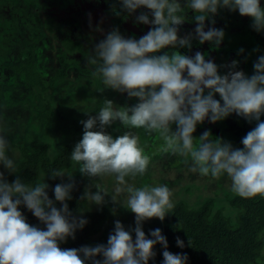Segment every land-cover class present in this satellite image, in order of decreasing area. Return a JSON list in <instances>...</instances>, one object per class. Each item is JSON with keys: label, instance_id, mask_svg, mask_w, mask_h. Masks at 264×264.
<instances>
[{"label": "clouds", "instance_id": "1", "mask_svg": "<svg viewBox=\"0 0 264 264\" xmlns=\"http://www.w3.org/2000/svg\"><path fill=\"white\" fill-rule=\"evenodd\" d=\"M119 5V9L113 8L116 16H132L137 10L146 9L139 11L134 23L150 25L149 31L136 39L126 38L118 27L113 28L94 45L87 65L95 66L94 74L101 77L104 89L127 93L129 99L138 98L139 102L119 107L105 99L98 114L81 121L83 136L70 159L79 166L81 175L93 181L115 178L111 202L133 213L136 226L125 230L117 220L106 245L62 249L60 242L69 237L74 240L76 231L88 223L82 216L73 215L66 202L72 199L75 187L73 173L54 170L50 174L53 179L66 175L70 181L55 185L53 201L46 191L47 183L31 186L19 177L9 183L0 172V264H148L156 256L157 244L164 249L163 264H187L186 253L167 250V238L160 229L150 232L152 238L142 229L143 223L152 218L163 221L175 205L167 185L136 187L129 183V179L146 174L151 160L131 129L157 134L163 142L159 150L184 158L186 164L190 163V172L213 179L226 175L232 191L242 198L264 196V55L258 57L253 64L254 73L249 76L237 70V60L218 66L206 59V53L197 51L189 56L177 50L191 51L193 39L218 49L225 32L214 26L213 17L220 9L250 17L251 27L264 32V7L260 0H119ZM189 11L194 13V34L181 37L180 27L188 20ZM89 17L92 28L91 14ZM206 21L211 25L207 31ZM94 30L103 32L100 26ZM163 49L168 51L157 55ZM221 68L227 71L221 74ZM217 94L219 100L215 98ZM232 114L250 124L256 122L242 138V148L233 147L223 138L213 139L210 130L199 137L193 135L197 125L205 120L215 124ZM117 121L128 131L113 138L105 128ZM97 127L99 130H94ZM9 147L7 137L0 134V164L16 173L17 162L8 155ZM106 196V186L94 182L85 188L80 199L102 206ZM56 202L61 205L59 208ZM21 205L46 230L30 225L18 210ZM131 231L135 232L134 240ZM176 243L180 248L185 246L179 237ZM97 256L103 259H96Z\"/></svg>", "mask_w": 264, "mask_h": 264}, {"label": "rangeland", "instance_id": "2", "mask_svg": "<svg viewBox=\"0 0 264 264\" xmlns=\"http://www.w3.org/2000/svg\"><path fill=\"white\" fill-rule=\"evenodd\" d=\"M100 1L0 0V134L7 137L10 144L8 155L17 162V167L21 160L18 147L21 139L30 140L38 134L44 142L50 144L51 154L59 150L62 143H69L74 148L83 136L73 132V126L79 121V117L100 105L104 106L105 99L113 101L114 105L119 107L132 106L139 102L138 98L129 99L127 93L104 89L101 77L94 74L95 66L87 65V57L94 45L104 39L113 28L118 27L126 38L139 39L141 31H145L146 26L150 25L137 24L132 20L129 25L124 24L126 31L108 14L100 15ZM260 1L264 7V0ZM89 14L92 28L89 27ZM213 19L216 21L214 26L225 32V38L219 48H213L208 42L202 45L196 39H193L192 43L201 48L200 52L207 54L206 59H212L218 66L237 60V70L251 76L254 73L253 64L259 56L264 55V32H256L251 27V18L241 16L238 11L220 9ZM194 22L192 18L186 20L185 26L181 27L190 31H179V35L183 37L191 33L196 27ZM205 23L211 26L209 21ZM97 26L102 27L103 32L95 31ZM241 48L244 49L243 53L239 52ZM193 50L194 48L188 52ZM164 51L168 49L161 50L157 55ZM188 52L186 55L190 56ZM30 55L33 56L38 77L45 86L56 71L63 67L61 56L70 64L67 76L64 79H56L51 90L43 89L40 85H35L34 90H30L25 71L14 70L15 62L22 58L28 59ZM82 69H85L86 73H83ZM226 71V68L220 69L221 74ZM215 98L220 99L218 94ZM47 105H50V113L46 112ZM47 120L51 123L50 128H46ZM255 124V121L250 124L232 114L215 124L205 120L203 124L197 125L193 135L199 137L204 131L210 130L213 139L223 138L231 142L233 147L242 148V138ZM172 130H176L175 124L172 125ZM105 131L116 138L128 129L123 128L117 121L106 127ZM130 131L139 136L140 145L151 160L146 174L137 176L134 180L129 179V183L136 187L167 185L173 193L170 199L174 205L184 200L190 206L197 207L209 198H214L213 211L223 209L225 214L235 219L237 212L228 204V196H232L234 192L231 189V180L226 175L213 179L210 175L205 177L192 173L189 171L190 163L186 164L184 158L159 150L163 142L157 134L149 135L143 129ZM78 169L79 166L73 162L72 169L66 172L73 173L74 177L79 172ZM0 172H3L4 176L13 174L2 164ZM69 182L66 175L60 178V183ZM94 182L106 186L109 196L105 197L106 203L102 206L90 205L88 202V209L97 211L106 207L111 210L112 217L99 225L98 233L91 239L97 242L105 233H113L117 220L123 224L125 230L133 229L136 226L135 215L111 202L110 195L114 191L115 178L108 176L98 181L91 179L86 187ZM92 191L95 192L96 189L92 188ZM120 199L123 200V197ZM155 219L157 218L147 220L143 224L151 223Z\"/></svg>", "mask_w": 264, "mask_h": 264}, {"label": "trees", "instance_id": "3", "mask_svg": "<svg viewBox=\"0 0 264 264\" xmlns=\"http://www.w3.org/2000/svg\"><path fill=\"white\" fill-rule=\"evenodd\" d=\"M107 5L109 10H112L109 14L115 23L122 25L127 18H133L127 13H122L121 16L114 14L113 8L119 9L120 7L119 0H109ZM123 29L127 28L123 27ZM60 62L63 67L56 71L47 86L38 77L32 55L28 59L22 58L15 62L14 70L16 72L25 71L30 90L33 91L35 85L51 90L54 88L56 79H64L67 76V70L70 67L64 56L60 57ZM72 64L75 65V63ZM82 71L86 73L85 69ZM102 107L100 105L79 117V121L73 126V132L76 135H83L81 121L87 120L89 115L98 114ZM46 112H51L50 105L46 106ZM261 120H264V116L261 117ZM45 125L46 128H50V121H45ZM18 147L21 160L17 172L4 176V178L11 183L19 177L22 182L31 186L45 182L49 185L46 190L49 198L55 201L53 189L55 185L60 184V178L53 179L50 174L54 170L70 171L72 169L73 161L70 159V154L74 149L73 146L69 143H62L60 149L51 154L49 152L50 144L44 142L41 136L36 134L30 140L21 139L18 142ZM73 181L75 187L71 192L72 199L66 202L73 215L82 216L88 223L83 229L76 231L74 240L69 237L66 242H60L59 246L62 249H78L82 246L106 245L109 233L102 235L97 242L91 238L98 233L99 225L112 217L111 210L106 207L97 211L89 210L88 201H81L80 197L91 179L78 172L73 177ZM214 204V198H209L197 207L190 206L186 201L181 200L175 204L171 213L166 215L163 221L157 218L151 223L143 224L142 229L148 238H152L150 236L152 230L160 229L162 235L167 238V250L173 254L186 253L187 264H264V196L242 198L235 193L228 196L229 206L237 212L235 219L231 215L225 214L223 209L214 212ZM56 206L59 208L61 205L56 202ZM18 210L22 212L30 225L46 230V226L25 206L21 205ZM130 234L134 240L135 232L131 231ZM177 237L184 241L183 248L177 246ZM154 251L156 256L150 259L148 264H163V246L155 245ZM96 259L102 260L103 257L97 256ZM86 264H91V261Z\"/></svg>", "mask_w": 264, "mask_h": 264}, {"label": "flooded vegetation", "instance_id": "4", "mask_svg": "<svg viewBox=\"0 0 264 264\" xmlns=\"http://www.w3.org/2000/svg\"><path fill=\"white\" fill-rule=\"evenodd\" d=\"M109 1V0H108ZM107 0H101L100 1V5L102 6V8H101V12H100V15H103V14H108L109 16H110V14H109V12L110 11H112L111 9L109 10V8H108V5H107V2H108ZM182 2H183V0H182ZM261 2V1H260ZM141 10H143V11H147L146 9H141ZM141 10H137V12H135V13H133V18H127V20L125 21V26L126 25H129V22H131L132 20H134V17L136 16V15H138L139 14V11H141ZM188 19H191L193 16H194V13L193 12H191V11H189L188 12ZM111 17V16H110ZM124 24H122L121 26L122 27H124ZM143 25V24H142ZM194 25H196V23L194 22ZM185 26V24H183L182 25V27H184ZM129 27V26H128ZM180 28V32L181 33H185L186 31L188 32V31H190V30H186V29H184V28ZM149 29H150V27H147L146 26V29H145V31H141V36H143V35H145L148 31H149ZM206 31H207V25H206V29H205ZM191 33H194V30L191 32ZM140 36V37H141ZM207 42H205L204 44H206ZM204 44H202V45H204ZM195 45L192 43V49L194 48V50L191 52V53H189L188 51V49L187 48H179V49H177V50H179L182 54L184 53V54H186L187 52L190 54V56L191 55H194L197 51V49L200 51L201 50V48H198L197 46H195ZM191 49V50H192Z\"/></svg>", "mask_w": 264, "mask_h": 264}]
</instances>
